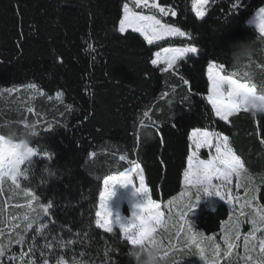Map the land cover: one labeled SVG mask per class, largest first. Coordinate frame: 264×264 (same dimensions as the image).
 <instances>
[{
  "label": "trees",
  "instance_id": "trees-1",
  "mask_svg": "<svg viewBox=\"0 0 264 264\" xmlns=\"http://www.w3.org/2000/svg\"><path fill=\"white\" fill-rule=\"evenodd\" d=\"M123 2L0 0V133L20 136L26 132L21 121L39 119L40 135L33 138V146L50 151L52 158H36V175L25 186L35 188L40 203L53 202L50 214L41 220L48 225L49 239L54 235L74 241L64 248L54 241L49 264L61 257L66 264H131L127 255L131 246L119 230L113 235L95 227L103 178L118 174L130 166L128 160L135 159L145 170V183L154 199L165 202L179 195L192 127L215 128L229 135L253 177L258 182L264 177V144L260 143L264 114L242 112L225 125L214 116L209 119L210 105L204 99L208 61L235 70L224 53L244 40L252 42L253 53L247 62L251 68L241 71H253V82L261 91L264 40L248 20L264 0H239L235 8L237 0H210L203 19L195 16L192 0H159L177 8L178 16L166 19L191 31L193 41L175 38L155 46H148L139 34L117 32ZM188 42L200 47L201 54L185 62L179 73H162L150 64L154 51ZM181 75L190 86L183 84ZM26 83H37L45 95L26 93L20 87ZM14 86L20 91L3 94V89ZM56 92L63 95L58 99ZM29 106L33 113L27 112ZM144 126L151 140L139 135ZM121 155L128 159L120 161ZM239 194L243 196V189ZM213 198L217 199L213 208L205 207L210 199L200 200L190 219L194 228L215 234L220 243L221 222L228 219L230 208L219 197ZM258 202L264 205V183ZM15 204H26L22 193L11 199L7 209L18 215L27 211L16 209ZM37 242L44 241L38 237ZM13 248L20 250L19 245ZM106 248L112 249L107 260ZM190 251L195 264H203L196 250ZM184 253L174 257L176 264H182Z\"/></svg>",
  "mask_w": 264,
  "mask_h": 264
},
{
  "label": "snow or ice",
  "instance_id": "snow-or-ice-1",
  "mask_svg": "<svg viewBox=\"0 0 264 264\" xmlns=\"http://www.w3.org/2000/svg\"><path fill=\"white\" fill-rule=\"evenodd\" d=\"M209 3L210 0H192V10L198 19L205 18ZM238 5L239 0L233 7ZM121 13L116 25L117 32L123 36L139 34L148 46L175 38L193 41L191 31L166 19L178 16L177 8L170 4H162L159 0H124ZM255 15L258 33L264 40V6L259 7ZM200 54L201 48L194 42L183 46H166L153 52L150 64L162 73H179L185 62ZM233 69L235 70L229 71L225 63L216 60H209L207 63V94L204 99L210 105L209 119L214 116L225 125L231 124L232 118L242 112L253 114L258 111L260 106L252 101L255 98H264V84L258 92L257 84L253 82V71ZM180 79L184 85L190 86L189 79L183 75ZM20 87L26 93L45 95L37 83H26ZM189 90L191 91V87ZM19 91L20 88L14 86L3 89V94ZM62 95L61 92H56L58 99ZM26 110L28 113L34 112L31 106ZM35 114L39 117L38 112ZM143 115L148 117L149 114L145 111ZM21 123L26 132L20 136L12 131L7 134L0 133V194L5 192L7 186L9 200L18 198L22 193L27 201L26 204L14 205L16 209H27L22 215L0 207V264H49L54 241L61 248L74 241L65 242L62 238L58 240L54 235L50 240V233L45 231L48 225L41 220L43 216L50 214L53 202L49 200L47 203H40V195L34 187L25 186V182L30 185L36 175V158L47 156L51 159L52 155L50 151L33 146V138L40 135L39 119L29 123L25 118ZM160 139L166 146L163 137ZM187 143V166L183 171L184 188L179 195L172 196L166 202L154 199L145 183V170L135 159L128 160L131 167L103 178V189L99 192L95 211V227L113 235L118 229L131 248L159 244L164 255L170 258L171 264H176L174 257L182 250L181 245L194 248L203 264H221L222 260H226V264H233L236 258L244 264H264V205L258 202L264 177H260L259 182L253 177L246 162L234 150L230 136L222 131L204 126L192 127L187 134ZM260 143L264 144V137L260 139ZM202 149L208 150L207 159L200 157ZM89 155L94 156L95 153ZM127 159L126 155L119 157L120 161ZM134 177L139 179L138 186ZM117 184L133 185L137 193L145 195L144 202L138 205L139 213L134 212V219L126 224L120 223L118 219L114 221L107 207V201L114 194L113 187ZM240 189H243V196L239 194ZM202 194L219 197L233 209L228 219L221 222L223 248L217 242L215 234L205 235L195 231L189 219ZM244 223L251 227L242 233L241 225ZM30 232L33 235L29 236ZM38 237L43 239L42 244H38ZM14 245L20 246L18 252L14 250ZM241 247L243 255L236 251ZM111 251V248H106V260L109 259ZM56 264L66 262L61 257L56 260Z\"/></svg>",
  "mask_w": 264,
  "mask_h": 264
},
{
  "label": "rangeland",
  "instance_id": "rangeland-1",
  "mask_svg": "<svg viewBox=\"0 0 264 264\" xmlns=\"http://www.w3.org/2000/svg\"><path fill=\"white\" fill-rule=\"evenodd\" d=\"M248 24H250V25L253 24L257 28L256 15L255 14H253L249 18ZM206 73H207V71H206ZM200 157L202 159H207L208 158V150L202 149L200 152ZM129 167H131V165ZM134 181L136 183V186H138L139 185L138 177H134ZM183 188H184V184H183V180H182V190H183ZM102 189H103V182H102ZM113 193H114L113 196L107 201V207H108L109 211L112 213V219L114 221L118 219L120 223L126 224L129 220L134 219V217H133L134 212L139 213L138 205H141L144 202L145 195L142 193H137L135 191V188L133 185L121 186L119 184H117L113 187ZM213 196L214 195L203 194V198L200 199V200H202V202H205L206 199H210V203H208V205L205 206L206 208H213L215 200H217L216 198H213ZM10 205H11V200L8 199L7 186H6L5 192L3 194H0V207L7 208L8 206L10 207ZM97 206H98V203H97ZM229 208H230V214H232L233 209L231 208V206H229ZM165 212H166V208H165ZM190 218L191 217H189V219ZM190 221H191L192 225L194 226L192 219H190ZM117 227H119V225H117ZM250 227L251 226L247 223L242 224L241 225V232L242 233L247 232L250 229ZM195 231L201 232V231L197 230L196 228H195ZM6 238H7V235L5 236V239ZM165 242L167 243V241H165ZM220 243H221V246L223 248L222 240ZM241 243H242V241H241ZM180 247L185 252L180 263H182V264H195L196 263L195 259L191 257V254H189L191 252L190 249L184 247L183 245H181ZM236 251L240 255H243L242 247L237 249ZM196 254L199 257V254L195 253V255ZM234 260H239V259L236 258ZM222 262L224 264H226V260H222Z\"/></svg>",
  "mask_w": 264,
  "mask_h": 264
},
{
  "label": "clouds",
  "instance_id": "clouds-1",
  "mask_svg": "<svg viewBox=\"0 0 264 264\" xmlns=\"http://www.w3.org/2000/svg\"><path fill=\"white\" fill-rule=\"evenodd\" d=\"M230 48L231 51L224 53V55L230 59L232 66L237 69L249 67L247 62L250 61L253 53L252 42L249 40L238 41L230 45ZM252 102L260 106L259 110L253 114H264V98H255ZM139 135L146 140L152 139V134L147 130V126L139 130ZM127 255L131 264H171L170 258L164 255L159 244L130 248Z\"/></svg>",
  "mask_w": 264,
  "mask_h": 264
},
{
  "label": "crops",
  "instance_id": "crops-1",
  "mask_svg": "<svg viewBox=\"0 0 264 264\" xmlns=\"http://www.w3.org/2000/svg\"><path fill=\"white\" fill-rule=\"evenodd\" d=\"M255 13H256V12H255ZM255 13H254V14H255ZM251 26H253V27L257 30L256 26H254L253 24H251ZM257 31H258V30H257Z\"/></svg>",
  "mask_w": 264,
  "mask_h": 264
}]
</instances>
